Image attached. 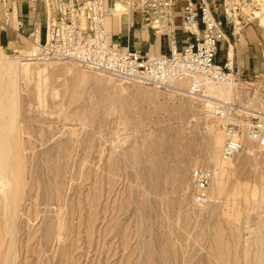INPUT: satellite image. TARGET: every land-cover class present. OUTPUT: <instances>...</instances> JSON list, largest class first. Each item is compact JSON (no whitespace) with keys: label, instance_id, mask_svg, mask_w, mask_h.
Masks as SVG:
<instances>
[{"label":"rangeland","instance_id":"1","mask_svg":"<svg viewBox=\"0 0 264 264\" xmlns=\"http://www.w3.org/2000/svg\"><path fill=\"white\" fill-rule=\"evenodd\" d=\"M247 1L227 0L236 27H264V1ZM0 66V264H264V146L222 159L224 131L194 92L210 85L4 50ZM195 166L215 173L203 203Z\"/></svg>","mask_w":264,"mask_h":264},{"label":"built area","instance_id":"2","mask_svg":"<svg viewBox=\"0 0 264 264\" xmlns=\"http://www.w3.org/2000/svg\"><path fill=\"white\" fill-rule=\"evenodd\" d=\"M175 1L114 0L104 4V0H74L68 4L67 14L50 24L46 41L33 39L30 50H14L13 53L19 58L74 62L84 69L160 89L177 88L175 81L196 75L203 77L202 87L207 81L209 84L222 82L230 85L228 96L204 91L195 95L207 105L211 116L224 131L222 158L230 160L243 149L246 139L264 146V72L246 76L236 63L234 45L230 42L226 43L223 60L217 61L219 43L226 40V35L207 1L202 0L197 11L193 0H184L182 26L192 40L181 49L176 48L173 38L168 53L111 46L106 27L107 12L125 10L129 6L141 8L147 11L149 25L154 31L172 36L171 10ZM235 9V5L228 7L226 4L225 17L233 31L242 19ZM249 17L251 15L246 21ZM212 174L213 170L208 167L195 166L191 171L197 190L195 198L199 203L208 198Z\"/></svg>","mask_w":264,"mask_h":264},{"label":"crops","instance_id":"3","mask_svg":"<svg viewBox=\"0 0 264 264\" xmlns=\"http://www.w3.org/2000/svg\"><path fill=\"white\" fill-rule=\"evenodd\" d=\"M74 0H0V50L26 52L33 39L47 40L50 24L60 16H65L69 2ZM114 0H104L111 4ZM212 13L221 22L226 40L219 43L217 61L224 58L226 43L234 45V55L240 70L248 77L264 72V27L251 21L235 27L226 20L227 0H205ZM198 11L202 0H193ZM184 0H176L171 10L172 36L154 31L149 25L147 11L129 6L125 10L109 11L106 27L109 42L117 49H137L141 52L168 53L173 38L176 48L181 49L192 40V36L182 26Z\"/></svg>","mask_w":264,"mask_h":264},{"label":"bare ground","instance_id":"4","mask_svg":"<svg viewBox=\"0 0 264 264\" xmlns=\"http://www.w3.org/2000/svg\"><path fill=\"white\" fill-rule=\"evenodd\" d=\"M260 1H264V0H260ZM232 3V2H231ZM257 14H258V12H256V11H254V15H255V17H257ZM258 15H260V14H258ZM261 23L262 24H264V17H262L261 18ZM19 58V57H18ZM25 59H28V58H25ZM1 67V66H0ZM202 80H199V79H197V75L194 77V78H191V77H186V78H182V79H179V80H177V81H175V84L177 85V87L178 86H180V87H182V89H186V88H188L189 89V87L191 88V90H193L194 88H196L197 86H201L202 84H204L203 82H201ZM208 82V81H207ZM206 82V84H208V85H210V93H212V94H214V95H216V96H219L220 94L223 96H227L226 94V92L228 91H226L224 88H222V86L220 85L221 83H211V84H209V83H207ZM207 85V86H208ZM228 86V85H227ZM178 89H181V88H178ZM227 89V88H226ZM201 90H194V92H197L196 94L197 95H199V94H201V92H200ZM193 93V92H192ZM224 93H226V94H224ZM6 108V107H5ZM4 108V109H5ZM6 109H8V108H6ZM6 111V110H5ZM246 140H249V139H246ZM246 140H245V142H246ZM250 141H252V140H250ZM245 142H244V144H245ZM223 159V158H222ZM223 160H226V159H223ZM214 171H213V174H212V178H211V184H212V181H213V179H214Z\"/></svg>","mask_w":264,"mask_h":264}]
</instances>
